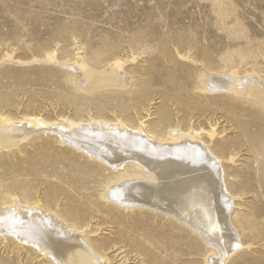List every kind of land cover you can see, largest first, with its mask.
Returning <instances> with one entry per match:
<instances>
[{"label":"rangeland","instance_id":"obj_1","mask_svg":"<svg viewBox=\"0 0 264 264\" xmlns=\"http://www.w3.org/2000/svg\"><path fill=\"white\" fill-rule=\"evenodd\" d=\"M52 51L61 62L80 54L95 67L120 60L131 82L85 92L75 71L47 60ZM8 55L14 61L4 59ZM233 69L264 75V0H0V112L47 121L118 118L132 128L160 122L194 128L221 159L236 195L234 210L262 223L264 236V108L248 98L203 90L208 71ZM54 135L38 134L0 153V199L10 201L15 184L29 187L34 198L41 195L47 208L82 205L87 237L112 242L121 237L106 251L113 264H158L146 254L163 264H203V255L191 246L199 239L203 252L204 242L178 217L107 198L106 188L121 181L110 183L134 171L117 173L120 167L89 159ZM175 235L185 237L180 244L185 253L178 258L169 243ZM252 235L242 231L243 241L252 245L228 264H263L264 239ZM0 264L51 263L0 236Z\"/></svg>","mask_w":264,"mask_h":264},{"label":"bare ground","instance_id":"obj_2","mask_svg":"<svg viewBox=\"0 0 264 264\" xmlns=\"http://www.w3.org/2000/svg\"><path fill=\"white\" fill-rule=\"evenodd\" d=\"M4 59L14 61L12 55ZM47 60L75 71L79 88L85 92L124 88L131 82L120 60L95 67L80 54L70 63L61 62L54 51L48 54ZM208 74L204 91L248 98L264 108V75L256 70L233 69L226 74L210 70ZM169 127L160 122L151 129L132 128L126 120L118 118L113 123L105 118H90L87 122L70 118L47 121L39 115L16 118L0 112V153L13 151L38 134L53 133L65 146L79 150L89 159L109 165L112 170L120 167L117 173L130 169L135 173L120 176L110 184L120 183L106 188L109 200L120 206L148 204L167 210L178 217L182 225L189 227L188 231L201 237L205 244L203 252L197 248L201 245L199 239L192 241L191 251L203 255V264H228L233 256L252 245L243 241L242 231H251L254 240L264 239L262 228H259V224L263 225L250 219L245 212L234 210L236 202L233 197L236 195L227 184L215 148L202 142L200 133L194 128L185 131L179 126ZM210 136L213 138L214 132ZM249 148L255 150L252 143ZM11 191L10 201L0 199L2 238L13 239L27 250L34 249L43 261L51 264H113L106 251L113 242H121V237L117 236L113 242L87 237L83 228L86 209H82V205L64 210L54 205L47 208L39 198L41 195H36L35 199L29 187L13 184ZM64 191L62 189L63 194ZM45 197L53 200L54 195L47 192ZM134 224L132 231L137 233ZM175 236L169 243L175 247L174 254L178 258L185 253L180 246L185 237ZM132 247L146 254L138 243H133ZM146 255L149 262L156 260L163 264L154 255Z\"/></svg>","mask_w":264,"mask_h":264}]
</instances>
